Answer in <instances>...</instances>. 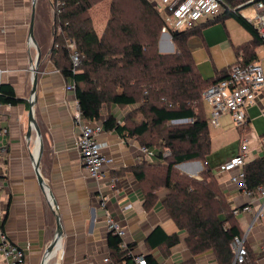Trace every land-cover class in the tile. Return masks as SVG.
I'll use <instances>...</instances> for the list:
<instances>
[{"label":"crops","instance_id":"crops-1","mask_svg":"<svg viewBox=\"0 0 264 264\" xmlns=\"http://www.w3.org/2000/svg\"><path fill=\"white\" fill-rule=\"evenodd\" d=\"M40 1L0 0V60L5 69L2 82L11 85L16 96L23 99L0 107V125L7 129L2 139L7 155L3 161L5 180L0 188V209L4 211L3 227L9 239L25 251L26 264H129L116 262L109 256L108 218L111 217L124 230L123 240L136 244L135 255L152 254L159 264H217L212 251L198 255L190 251L187 233L180 230L162 204L168 192L166 188L158 190V201L153 209L147 210L144 206L142 186L133 169L144 162H163L168 149L152 146L144 150L136 136L127 133L124 136L117 130L104 128L98 140L111 161L99 177L91 176L84 168L78 148L81 124L76 120L80 106L75 90L68 89L73 80L66 78L52 59L54 6L51 1L53 17L47 28L38 11ZM156 1L152 0L162 8ZM210 19H202L199 25ZM197 36L208 51L216 46L235 51L236 46L252 39L248 30L227 17L203 25ZM159 49L174 51L169 31H163ZM257 54L258 59L264 61L258 49ZM215 68L211 74L200 72L205 78H211ZM203 106L209 121L211 106L206 100ZM30 111L35 122L30 120ZM109 114L115 115L119 123L131 121L138 125L144 120L138 104L105 106L103 118ZM232 120L226 113L218 125L209 122L210 130L214 129V133L210 132V152L216 147L219 160L215 163L207 156L206 162L217 175L231 208L237 209L247 204L248 198L231 181V172L221 168L240 150V130L234 129ZM247 120L248 130L244 134L248 139L246 162H249L264 156V89L247 107ZM188 121L190 119L170 123ZM98 122L103 125L102 121ZM221 141L227 144L224 149L219 148L223 147ZM175 167L184 174L199 177L205 163L194 160ZM258 198L252 211L235 215L241 237L255 253L257 264H264V225L255 217L262 200ZM156 227L162 230L155 233L150 243L148 238ZM163 232L177 233L179 242L168 248L165 244L158 246ZM56 238L55 248L48 251Z\"/></svg>","mask_w":264,"mask_h":264},{"label":"trees","instance_id":"trees-1","mask_svg":"<svg viewBox=\"0 0 264 264\" xmlns=\"http://www.w3.org/2000/svg\"><path fill=\"white\" fill-rule=\"evenodd\" d=\"M51 1L55 11L52 59L56 68L75 83L84 118L102 121L106 130L136 136L142 147L170 151L161 163L144 162L133 169L142 186L145 208L153 209L158 201V190L166 188L168 192L162 204L180 230L187 233V245L193 255L212 251L217 264H257L255 253L246 242V260L234 263L232 242L242 234L235 209L231 208L217 175L206 162L211 135L203 106L204 91L226 78L238 57H242L243 63L258 59L257 49L264 41L254 24L239 11H226L205 23L179 30L169 24V11L159 8L152 0H109V16L99 34L91 9L104 0ZM228 16L235 17L251 33L252 39L235 47L237 60L234 63L216 67L214 76L205 78L196 65L189 39L198 34L203 25L223 21ZM165 28L175 46L172 52L159 49ZM71 41L76 43L82 60L76 70H73ZM21 101L11 85L0 83V103ZM113 104L140 105L144 120L134 125L129 121L119 123L113 114L103 118L104 107ZM183 119L190 121L170 123ZM247 126L248 120L239 128L240 134L248 130ZM194 160L205 163L199 177L184 174L175 167ZM244 170L249 188L264 187V156L247 162ZM160 229L156 227L150 234V243ZM163 235L158 246L165 244L168 248L179 242L177 233L163 232ZM108 242L110 258L116 262H133L134 242L123 245V238L112 230ZM144 257L147 264H159L152 254Z\"/></svg>","mask_w":264,"mask_h":264},{"label":"built area","instance_id":"built-area-1","mask_svg":"<svg viewBox=\"0 0 264 264\" xmlns=\"http://www.w3.org/2000/svg\"><path fill=\"white\" fill-rule=\"evenodd\" d=\"M162 8L169 11L167 17L169 24L179 30L195 27L202 19L214 18L226 11H239L246 5H253L256 11L254 19L244 16L254 24L259 37L264 41V0H244L238 3L232 0H161ZM163 31H168L166 28ZM73 70H76L82 60L80 53L76 49V43L71 41ZM242 57L231 67L229 75L220 81L210 85L204 91L203 98L211 106L209 122L218 125L222 115L229 113L237 124L238 128L246 125L247 107L256 101L257 94L264 89V66L260 59L249 63H243ZM5 69L0 60V83H2ZM68 89L75 90V83L68 85ZM9 104V103H8ZM0 103V107L3 106ZM76 120L81 124L78 139V148L81 162L91 176L99 177L107 163L111 159L102 151V144L98 140V135L103 132L104 127L98 121L85 120L81 109L76 114ZM7 129L0 125V188L4 185L5 172L3 171V161L7 155V147L3 142V136ZM147 150V147H144ZM249 151L248 139L242 134L239 153L227 161L221 168L231 172V181L237 189L243 193L248 202L242 208L235 209V213L253 210V203L258 196L262 199L255 217L259 218L264 225V187L259 186L256 190L248 187L244 166L247 163L246 157ZM169 151L165 155L168 156ZM4 211L0 209V264H26L25 251L14 244L8 237L3 227ZM109 229L124 235V230L111 218H108ZM123 240V245H125ZM234 249V263H243L247 257V248L243 237H235L232 242ZM106 261L109 258L105 259ZM131 264H147L144 255H135Z\"/></svg>","mask_w":264,"mask_h":264},{"label":"rangeland","instance_id":"rangeland-1","mask_svg":"<svg viewBox=\"0 0 264 264\" xmlns=\"http://www.w3.org/2000/svg\"><path fill=\"white\" fill-rule=\"evenodd\" d=\"M156 2H159L160 4L159 6L161 7L162 2L160 0H157ZM109 3H110L109 0H104L96 4L91 9L93 23L99 34L102 33L107 18L109 16ZM38 11L39 14L42 15L43 25L47 28H50V24L52 22V17H53V7L51 5V0H41L38 6ZM240 12L244 14L246 17H250L252 19H254L256 14L255 8L251 4L242 7L240 9ZM227 18H232L237 23H239L233 16H228ZM198 38L199 37L197 36V34L192 35L190 37L189 45L190 48L192 49L196 65L204 75L208 73L210 74L213 73L215 67H221L223 65L229 64L237 60L235 51L232 48H224L222 46H216L210 51H208L205 47L201 46V42ZM258 53H259V57L262 60H264V45L258 47ZM262 63L264 64V61H262ZM129 123L132 122L129 121ZM231 124L235 127L234 129L237 130L238 127L234 120H232ZM213 130H214L213 127H211L210 132H213ZM241 139H242V134H240L239 140L241 141ZM221 142L223 147H219V148L224 149L225 146H227V144L225 145L224 141ZM208 156H210L209 159L212 162L213 161L215 163L218 162L219 159H217L216 157V147L215 150L212 149V151Z\"/></svg>","mask_w":264,"mask_h":264},{"label":"water","instance_id":"water-1","mask_svg":"<svg viewBox=\"0 0 264 264\" xmlns=\"http://www.w3.org/2000/svg\"><path fill=\"white\" fill-rule=\"evenodd\" d=\"M33 27H34V13H33V15H32V19H31V27H30V32H31V33L33 32ZM36 83H37V76H35V78H34V88H33L34 91H35V89H36ZM29 116H30V120H31L32 122H35L34 119H33V117H32V113H31V111H30ZM187 162H188V161H186L185 163H187ZM38 178H39L40 183H42V182H43V179H42L41 175L39 174V172H38ZM54 204H56V203L54 202ZM59 232H60V229H59ZM59 232H58L57 237H59V235H60ZM56 243H57V238H56V241H54V243H52V245L49 247L48 251H52V250L55 248Z\"/></svg>","mask_w":264,"mask_h":264}]
</instances>
